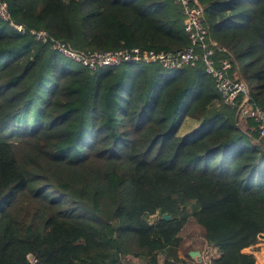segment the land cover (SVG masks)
<instances>
[{
  "label": "trees",
  "instance_id": "1",
  "mask_svg": "<svg viewBox=\"0 0 264 264\" xmlns=\"http://www.w3.org/2000/svg\"><path fill=\"white\" fill-rule=\"evenodd\" d=\"M0 1L49 41L0 19V264H195L180 252L189 225L216 251L210 264H255L244 251L264 234V140L242 130L203 65L90 71L52 50L181 51V7ZM199 2L216 58L264 109V0ZM186 118L200 126L180 137Z\"/></svg>",
  "mask_w": 264,
  "mask_h": 264
},
{
  "label": "built area",
  "instance_id": "2",
  "mask_svg": "<svg viewBox=\"0 0 264 264\" xmlns=\"http://www.w3.org/2000/svg\"><path fill=\"white\" fill-rule=\"evenodd\" d=\"M174 1L181 7L185 18L184 31L188 36L189 46L184 50L157 53L134 47L105 53L80 54L69 49L67 45L53 40L50 41L52 50L90 71L114 69L126 63L158 65L166 71H177L186 67L194 68L200 63L205 73L213 80L221 102L230 109L239 111V119L251 121L258 139L264 140V109L252 101L246 83L237 72L229 76L232 63L228 59L216 58L214 49L216 45L208 40V32L202 22L203 8L199 0ZM0 19L17 35L28 33L36 41L43 44L49 42L46 33L28 31L22 24L13 22L9 17L7 4L2 1H0ZM218 52L224 50L218 48ZM249 250H251L249 254L255 258V264H264V234L257 237V243ZM212 252L217 254L214 249ZM210 260L205 259L201 254L200 264H210Z\"/></svg>",
  "mask_w": 264,
  "mask_h": 264
},
{
  "label": "rangeland",
  "instance_id": "3",
  "mask_svg": "<svg viewBox=\"0 0 264 264\" xmlns=\"http://www.w3.org/2000/svg\"><path fill=\"white\" fill-rule=\"evenodd\" d=\"M241 124L242 130L246 131L247 123L252 124V122H247L246 120L238 119ZM189 123V124H188ZM200 123L197 121L186 118L182 121L181 129L178 135H189L198 130ZM197 128V129H196ZM249 130V129H248ZM251 132V131H250ZM258 139V136H257ZM259 140V139H258ZM153 219H148L149 222H152ZM199 232L194 229L191 225H189L182 233H181V244H180V252L182 257H185L186 252L188 251H198L202 254L205 259L210 260L214 257V253L210 250V248L206 245V243L202 240V238L198 234ZM251 252V250H250ZM258 255V253H256ZM260 257V256H259ZM162 257H158V263H162ZM262 261V260H261ZM128 264H143L142 261L136 259H130Z\"/></svg>",
  "mask_w": 264,
  "mask_h": 264
},
{
  "label": "water",
  "instance_id": "4",
  "mask_svg": "<svg viewBox=\"0 0 264 264\" xmlns=\"http://www.w3.org/2000/svg\"><path fill=\"white\" fill-rule=\"evenodd\" d=\"M238 119H239V111L236 113V120H238ZM162 219H164V220H170V217L168 215H166V214H163L162 215ZM188 254H189L190 259L194 263H196V264H200L201 263V254H200V252H198V251H191Z\"/></svg>",
  "mask_w": 264,
  "mask_h": 264
},
{
  "label": "crops",
  "instance_id": "5",
  "mask_svg": "<svg viewBox=\"0 0 264 264\" xmlns=\"http://www.w3.org/2000/svg\"><path fill=\"white\" fill-rule=\"evenodd\" d=\"M196 121V120H195ZM198 122V121H197ZM248 122V121H247ZM251 122V121H250ZM199 123V122H198ZM189 124V123H188ZM248 124H250V123H248ZM253 125V123L252 124H250V126L249 127H251V130L252 129H254L255 127H254V125ZM200 126V125H199ZM199 128V127H198ZM247 128V127H246ZM181 129V128H180ZM180 129H179V131H180ZM197 129V128H196ZM255 130V129H254ZM179 131H178V133H179ZM180 137H183V136H185V135H179ZM244 252H246V253H249L250 252V250L249 249H247V250H245ZM218 255L217 254H215L214 253V257H217Z\"/></svg>",
  "mask_w": 264,
  "mask_h": 264
}]
</instances>
